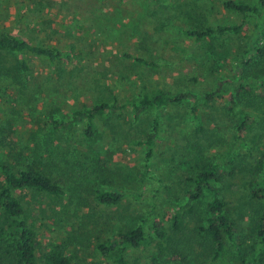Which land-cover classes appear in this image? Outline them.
<instances>
[{
  "label": "rangeland",
  "instance_id": "obj_1",
  "mask_svg": "<svg viewBox=\"0 0 264 264\" xmlns=\"http://www.w3.org/2000/svg\"><path fill=\"white\" fill-rule=\"evenodd\" d=\"M224 1L0 0V33L60 47L72 44L77 52V62L72 63H51L29 55L31 72L25 86L19 77L0 76V125L9 120L15 127L12 139L29 154L34 151V157L49 149L50 158L62 166L54 170L67 179L69 189L62 197L31 191L22 199L33 214L40 255L60 244L80 264H116L100 253L97 243L121 227L142 224L150 243L130 248L128 259L132 264H152V255L158 252L154 222H160L171 234L170 216L175 206L186 203L188 178L197 163L204 158L224 162L222 156L230 152L224 159L220 190L236 223L242 249L230 248L228 264H249L258 242L257 212L262 200L252 198L248 182L264 149V104L260 101L247 107L255 119L246 133L247 147L235 145L234 122L226 111L227 99L239 82L243 57L238 46L245 43L249 32L245 29L240 35L196 42L184 31L199 21L236 24L239 13L226 9ZM129 55L152 60L157 66L145 65ZM22 58V54H4L0 64L16 73ZM219 80L226 81L221 96L212 102H199L204 134L195 132L189 113L192 103L187 100L141 112L139 118L125 109L102 114L93 137L83 133L82 122L56 129L50 121L51 117L71 119L82 102H125L156 88L201 94L211 91ZM157 117L160 137L148 162L145 145H137L135 140L151 131ZM82 153L103 164L108 185L138 195H129L113 207L96 202L91 190L104 183L93 171L92 160L83 162V168L78 165ZM41 155L42 160L37 161L48 164ZM147 166L149 173L141 182ZM209 200L210 196L204 195L197 211L204 213ZM195 223L196 219H188L184 235L180 232L182 236L177 237L192 245L191 256L201 262L207 254L206 245L194 235ZM258 264H264V253L258 255Z\"/></svg>",
  "mask_w": 264,
  "mask_h": 264
},
{
  "label": "trees",
  "instance_id": "obj_2",
  "mask_svg": "<svg viewBox=\"0 0 264 264\" xmlns=\"http://www.w3.org/2000/svg\"><path fill=\"white\" fill-rule=\"evenodd\" d=\"M226 9L236 11L240 18L236 24L215 25L204 24L203 21L186 28L185 34L196 42H201L209 37L240 35L249 32L244 44H239V52L242 53V61L239 64V82L234 85V92L229 95L226 103L227 114L233 119L235 130V145L247 147L246 133L250 130L254 116L247 107H255L261 101L264 104V0L258 4H251L245 0H225ZM4 54H22V60H18L16 73L3 63L0 64V76H10L11 79H19V83L26 85L31 72L28 56H36L48 60L51 63H72L77 54L74 45L67 44L60 47L56 44L34 42L17 34L0 33V56ZM136 61L145 65L156 67L152 60L135 57ZM258 66V67H257ZM15 75V77H11ZM226 81L219 80L211 90L198 94L188 90L174 91L166 88H156L145 91L140 97H132L125 102L114 101L82 102L71 119L61 120L51 117L53 128H71L76 122H82L83 133L86 136L96 135L98 116L108 113L113 114L122 110H130L139 118L141 112L171 107L185 100L192 103L190 116L195 122V132L204 134L206 127L200 115V101L212 102L221 96ZM14 126L9 120L0 125V264H80L69 254L64 245H56L40 255L38 251L37 231L31 220L33 214L28 212L22 199L29 192L45 193L55 197H62L68 191L67 179L54 170L62 168L59 162L50 158L49 149H45L35 157L26 152L25 148H19L16 140L12 139ZM160 137L159 119H154L150 132H146L144 138L135 140L137 145H145V157L149 162L155 154L157 141ZM236 149V148H235ZM43 159L48 164L38 162ZM230 152L223 155V161ZM83 168V162L87 159L93 161V171L101 178L104 184L98 183L91 194L96 202L106 207L119 205L129 195H138L136 191L124 190L120 187L110 186L103 171V164L89 155L79 154ZM32 156L34 157L33 159ZM84 156V157H81ZM221 158H204L198 162L188 178V189L185 192L186 203L175 206V211L170 216L171 234H167L161 223L154 222L158 252L152 255V264H228L231 255L230 248L240 251L242 241L239 237L236 223L232 218L223 196L221 195L220 182L223 179V163ZM149 164V163H148ZM150 165V164H149ZM230 165V163H228ZM89 174V171H87ZM149 173L141 175V182ZM86 174L85 176H87ZM103 175V177H102ZM250 194L253 199H261L258 206V242L249 258V264H258V255L264 253V149L259 152L256 163L249 179ZM209 195L204 213L197 211L198 204L204 195ZM81 201V200H80ZM78 199L76 203L80 204ZM188 219H196L193 227L194 235L200 236L206 249L205 259L197 262L191 256L192 245L183 243L177 236L185 233ZM150 243V237L146 233L145 226L140 224L134 228L121 227L113 236L97 243L100 253L105 257H111L116 264H132L128 259V250L138 248Z\"/></svg>",
  "mask_w": 264,
  "mask_h": 264
}]
</instances>
